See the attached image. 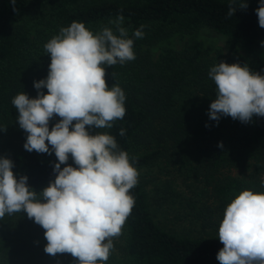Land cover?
<instances>
[{"label":"trees","instance_id":"1","mask_svg":"<svg viewBox=\"0 0 264 264\" xmlns=\"http://www.w3.org/2000/svg\"><path fill=\"white\" fill-rule=\"evenodd\" d=\"M247 3L246 10L237 9L226 18L229 0H16V12L10 0H0V128H6L0 130V157L10 158L17 178L26 175L38 193L54 181L57 158L24 149L27 133L19 127L12 99L22 92L37 97L33 82L47 77L50 64L44 44L73 21L95 32L113 27L109 21L118 15L124 16L123 27L134 39L136 59L106 68L108 86L119 84L125 92L126 115L99 132L113 135L120 149L135 158L139 172V182L130 190L135 205L106 264H219L216 256L223 244L218 233L179 235L154 218L141 170L160 152L167 163L180 167L185 207L190 212L206 209L209 221L207 213L223 218L241 191L264 192V117L253 116L249 123L230 116L218 123L210 120L216 88L208 72L219 62L195 41L181 48L164 47L156 59L152 54V46L173 33L191 35L207 27L243 45L247 55L236 54L226 63L247 64L264 75V28L255 12L259 0ZM141 25L144 37L135 39L133 33ZM59 119L54 117L49 128ZM121 128L124 136L119 135ZM68 164L75 167L71 158ZM26 247L0 239V264H45L29 258L26 250L21 255L19 250ZM47 264H77V259L56 255Z\"/></svg>","mask_w":264,"mask_h":264},{"label":"clouds","instance_id":"2","mask_svg":"<svg viewBox=\"0 0 264 264\" xmlns=\"http://www.w3.org/2000/svg\"><path fill=\"white\" fill-rule=\"evenodd\" d=\"M10 3L18 11L16 0ZM236 3L229 0L226 18L248 7L247 0L238 7ZM255 12L264 28V0ZM124 19L118 15L109 21L113 27L95 32L77 21L61 27L44 44L50 64L47 77L33 82L37 97L22 92L12 99L19 127L27 133L24 149L55 154L54 181L38 193L26 175L17 178L10 158L0 157V220L25 213L45 230L46 254L68 253L77 264H106L135 205L130 192L139 182L135 158L120 149L113 135L89 131L111 129L126 115L124 90L106 82V68L136 59ZM143 28L134 31L135 39L144 37ZM208 76L216 88L210 120L218 123L230 116L249 123L253 116L264 117V75L247 64L221 61ZM54 117L60 119L50 129ZM125 131L121 128L119 135ZM218 238L223 244L216 256L219 264H264V192L243 190L236 195L224 209Z\"/></svg>","mask_w":264,"mask_h":264},{"label":"rangeland","instance_id":"3","mask_svg":"<svg viewBox=\"0 0 264 264\" xmlns=\"http://www.w3.org/2000/svg\"><path fill=\"white\" fill-rule=\"evenodd\" d=\"M189 40L195 41L198 49L205 51L209 58L215 62H225L236 54L247 55L239 39L229 38L210 28L203 27L191 35L177 32L157 42L152 46L153 58H158L162 48H181ZM89 131L90 134H95L100 129L92 128ZM179 171L180 167L167 163L164 154L161 152L148 167L141 170L146 181V190L149 194L154 218L163 228L179 235L210 237L218 233L222 218L217 216V212L207 213L211 214L208 217L209 221L206 218V209L198 208L196 213V211L190 212L185 207L187 190L179 180ZM234 173L240 175L238 172ZM202 201H204L203 198ZM44 231L25 213L6 215L3 220H0V239L9 245L27 246L26 249L19 250L21 255L26 250L29 258L47 264L54 256L44 252V247L47 244ZM120 240L121 235L115 239L116 243ZM57 256L73 257L68 253L57 254Z\"/></svg>","mask_w":264,"mask_h":264}]
</instances>
